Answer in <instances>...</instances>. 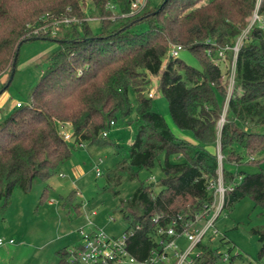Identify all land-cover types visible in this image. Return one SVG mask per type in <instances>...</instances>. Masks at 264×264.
I'll use <instances>...</instances> for the list:
<instances>
[{"label": "trees", "instance_id": "trees-1", "mask_svg": "<svg viewBox=\"0 0 264 264\" xmlns=\"http://www.w3.org/2000/svg\"><path fill=\"white\" fill-rule=\"evenodd\" d=\"M135 1L0 0V79L8 74L3 92L12 83L25 42L52 39L60 44L29 103L0 119V198L7 200L16 189L29 190L36 179L45 182L44 192L48 190L79 143L114 145L119 151L120 144L107 141V134L112 122L115 125L132 113L133 94L138 131L124 161L132 170L130 177L153 168L159 155L165 154L161 190L156 194L155 183L142 182L120 206L128 224V251L145 260L159 249L161 239H168L158 230L173 221L177 234L172 238H187L184 232L214 202L211 184L218 181L220 167L226 188L221 212L250 197L264 213V171L230 169L243 163L260 165L264 159V28L253 25L240 48L222 127L233 51L226 50L225 64L212 61L219 49L235 45L257 6L264 16V0H163L158 7L147 0L137 11L132 7ZM89 13L100 20L97 33L84 20L34 34L54 19L83 18ZM175 44L196 55L201 67L179 56L166 60ZM155 76L160 78L174 124L191 131L197 143L177 137L166 118L152 109L149 93ZM67 123L70 141L62 133ZM212 148L220 149L221 165ZM172 155L177 160L172 161ZM78 195L73 190L64 205L72 202L80 211L83 202L74 203ZM254 231L262 240L264 228ZM221 242H226L225 237ZM75 249H60L57 264H77ZM195 249L185 264H235L232 247L224 253L221 246L202 239ZM263 257L264 243L259 259Z\"/></svg>", "mask_w": 264, "mask_h": 264}, {"label": "rangeland", "instance_id": "rangeland-1", "mask_svg": "<svg viewBox=\"0 0 264 264\" xmlns=\"http://www.w3.org/2000/svg\"><path fill=\"white\" fill-rule=\"evenodd\" d=\"M162 1L149 0L152 7H158ZM84 18L90 19L89 25L96 33L100 31L98 17L89 13ZM59 48L60 44L52 39L30 40L20 47L16 73L4 92L1 90L8 74L0 79V108L5 110L4 117L15 108L12 107L13 103H29L36 83L50 64V56ZM179 57L191 66L201 67L199 59L188 49L180 51ZM150 91L155 93L152 109L166 118L174 134L193 144L197 143L191 131L181 130L174 124L168 100L160 88L159 77L152 78ZM131 99L132 113L118 119L107 134V141L120 144L119 151L114 145L76 147L72 158L62 164L50 180L48 190L44 192L45 182L36 179L29 190L16 189L7 200L0 198V238L15 241L0 245V264H57L60 249L68 247L73 250L82 242L78 230L83 226L103 229L111 236L120 237L128 227L120 211L121 201L129 199L142 182L155 183L156 194L161 190L164 153L159 155L153 168L141 169L134 177H130L132 170L128 162L124 164L138 131L133 94ZM212 150L218 153V148ZM170 158L177 160L175 155ZM257 159H261V156ZM96 165L101 169L100 176L97 175ZM230 169L242 173L264 171V159L260 165L243 163L230 165ZM75 189L79 195L74 203L83 202L80 211L72 202L64 205V199ZM218 208L219 203L216 210L200 217L190 231L198 234ZM93 210L97 212L96 215L91 214ZM89 218L93 225L89 224ZM259 228H264L263 210L250 197H244L232 209L221 212L215 218L213 227L203 239L216 247L221 246L224 253L232 247L235 264H264V257L259 259L264 237L261 240V234L254 231ZM223 237L225 243L221 242ZM190 244L185 237L178 240L181 250L187 249ZM196 252L197 249L193 251L194 254Z\"/></svg>", "mask_w": 264, "mask_h": 264}, {"label": "built area", "instance_id": "built-area-1", "mask_svg": "<svg viewBox=\"0 0 264 264\" xmlns=\"http://www.w3.org/2000/svg\"><path fill=\"white\" fill-rule=\"evenodd\" d=\"M146 3L147 0H136L133 3L132 7L135 11H137L142 9L146 5ZM84 20L88 21L90 19L84 17H64L54 19L53 21H51L50 25L40 26L34 31V33H38L41 30L47 31V28L49 26H54V29H56L57 27H59L60 24L70 25L73 22H81ZM255 24H259L262 28H264V16L258 13V6L253 13L250 23L243 30L242 34L238 37L235 45L232 47L219 49L217 55L212 57V61L216 64H225L227 60L226 50L231 49L233 51V57L230 62V65L228 66V95L224 106L223 114L220 119V127H222L225 122V114L227 111L228 103L235 86L238 53L243 44V41L248 35V32L250 31L251 27ZM53 33L55 34V30L53 31ZM183 49L184 48L182 45H173L168 51L166 60L170 59L171 57L179 56L180 51H182ZM149 96L154 97L155 93L150 92ZM16 106L20 107L22 106V103L18 102ZM112 125H114V122H112ZM69 127L70 125L67 123V126L63 128L62 133L64 139L70 141L72 132ZM78 146L85 147V144L79 143ZM218 158L221 165L222 155L220 153V149H218ZM96 172L98 176L102 174L101 169L97 165ZM211 187L214 189V202L212 203L211 207L205 210L203 216L209 215L213 209L216 210L218 203L219 208L215 212L213 218L208 220L207 225L198 234H194L190 230H186L184 232V236H186L188 241L191 243L187 249L181 250L180 246L178 245V240L172 238L177 234L174 228V225L176 224L175 221H173L167 229L160 228L158 230L159 234H166L168 239H161L159 249L153 250L151 252V255L145 260L137 259L128 251V233L125 232L120 237H114L107 234L103 229L95 227L86 228V226H83L78 230L82 242L79 244V247L74 250L73 259L76 261L77 264H167L170 263L172 260L175 261V264L187 263L190 254H193L196 243L202 240L207 234V232L213 227L215 218L221 212L226 190L223 185L221 167L220 177L216 183L211 184ZM91 214L96 215L97 212L93 210ZM89 224L93 225L91 218H89ZM6 242L14 243L15 241L13 239L5 241L3 238H0V245L5 244Z\"/></svg>", "mask_w": 264, "mask_h": 264}, {"label": "crops", "instance_id": "crops-1", "mask_svg": "<svg viewBox=\"0 0 264 264\" xmlns=\"http://www.w3.org/2000/svg\"><path fill=\"white\" fill-rule=\"evenodd\" d=\"M0 104H1V103H0ZM14 106L16 107V105H14V103H13L12 107H14ZM13 109H14V108H13ZM13 109H12V110H13ZM4 115H6V114H5V110L2 109V108H0V119L3 118ZM14 243H15V242H14Z\"/></svg>", "mask_w": 264, "mask_h": 264}, {"label": "water", "instance_id": "water-1", "mask_svg": "<svg viewBox=\"0 0 264 264\" xmlns=\"http://www.w3.org/2000/svg\"><path fill=\"white\" fill-rule=\"evenodd\" d=\"M16 59H17V56H16ZM13 77H14V71H13V73L11 74V79L9 80V83L11 82V80L13 79ZM9 83H8V84H9ZM1 91H3V89H2Z\"/></svg>", "mask_w": 264, "mask_h": 264}]
</instances>
